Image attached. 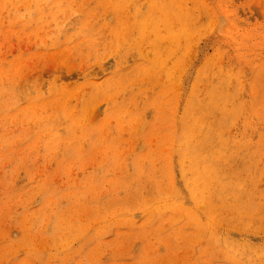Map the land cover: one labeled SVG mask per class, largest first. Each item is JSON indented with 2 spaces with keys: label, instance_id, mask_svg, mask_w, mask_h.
I'll return each mask as SVG.
<instances>
[{
  "label": "rangeland",
  "instance_id": "1",
  "mask_svg": "<svg viewBox=\"0 0 264 264\" xmlns=\"http://www.w3.org/2000/svg\"><path fill=\"white\" fill-rule=\"evenodd\" d=\"M0 264H264V0H0Z\"/></svg>",
  "mask_w": 264,
  "mask_h": 264
},
{
  "label": "bare ground",
  "instance_id": "2",
  "mask_svg": "<svg viewBox=\"0 0 264 264\" xmlns=\"http://www.w3.org/2000/svg\"><path fill=\"white\" fill-rule=\"evenodd\" d=\"M221 88V87H220ZM217 127V126H216Z\"/></svg>",
  "mask_w": 264,
  "mask_h": 264
}]
</instances>
